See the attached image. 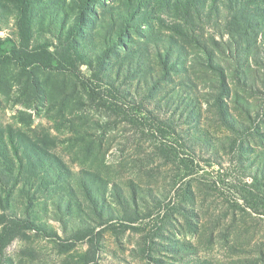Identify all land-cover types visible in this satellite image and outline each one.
<instances>
[{
    "label": "rangeland",
    "instance_id": "374dc122",
    "mask_svg": "<svg viewBox=\"0 0 264 264\" xmlns=\"http://www.w3.org/2000/svg\"><path fill=\"white\" fill-rule=\"evenodd\" d=\"M80 1L0 0V264H264V0Z\"/></svg>",
    "mask_w": 264,
    "mask_h": 264
},
{
    "label": "trees",
    "instance_id": "16d2710c",
    "mask_svg": "<svg viewBox=\"0 0 264 264\" xmlns=\"http://www.w3.org/2000/svg\"><path fill=\"white\" fill-rule=\"evenodd\" d=\"M87 2H88V0H81V1H80V6H81V7H83L82 9H84V10L86 9ZM87 11H88V10H87ZM82 13H84V12H83V10H82ZM1 52H3V49H1V47H0V53H1ZM167 55L169 56V54H167ZM168 56H167V57H168ZM169 58H170V57H169ZM170 59H171V58H170ZM166 62H168V60H166ZM214 68H215V69H217V68H218V69H220V70H223V71H224V69H223V68H220V66H219V65H217V66H216V67H214ZM223 118H224V117H223ZM224 120H225V121H227V119H226V118H224ZM227 122H228V121H227Z\"/></svg>",
    "mask_w": 264,
    "mask_h": 264
}]
</instances>
